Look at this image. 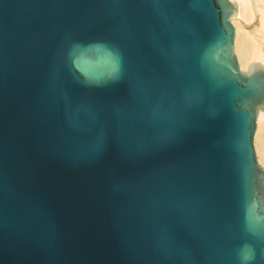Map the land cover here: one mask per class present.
Masks as SVG:
<instances>
[{
    "label": "water",
    "instance_id": "water-1",
    "mask_svg": "<svg viewBox=\"0 0 264 264\" xmlns=\"http://www.w3.org/2000/svg\"><path fill=\"white\" fill-rule=\"evenodd\" d=\"M229 0H0V264H264V67Z\"/></svg>",
    "mask_w": 264,
    "mask_h": 264
},
{
    "label": "bare ground",
    "instance_id": "bare-ground-1",
    "mask_svg": "<svg viewBox=\"0 0 264 264\" xmlns=\"http://www.w3.org/2000/svg\"><path fill=\"white\" fill-rule=\"evenodd\" d=\"M237 5L234 51L239 67L246 72L251 63L264 67V0H229ZM241 21L252 23L256 31L244 33ZM258 161L264 168V111H260L255 133Z\"/></svg>",
    "mask_w": 264,
    "mask_h": 264
},
{
    "label": "rangeland",
    "instance_id": "rangeland-1",
    "mask_svg": "<svg viewBox=\"0 0 264 264\" xmlns=\"http://www.w3.org/2000/svg\"><path fill=\"white\" fill-rule=\"evenodd\" d=\"M233 25V24H232ZM233 27L235 28V26L233 25ZM241 28H243L244 29V33H250V32H252V31H256V29L253 27V22L252 23H246V22H244V21H241ZM235 41V40H234ZM237 58V57H236ZM256 133V132H255ZM253 144H254V150H255V154H256V159H257V162H258V164L259 165H261L260 163H259V161H258V156H257V152H256V146H255V135H254V142H253Z\"/></svg>",
    "mask_w": 264,
    "mask_h": 264
}]
</instances>
